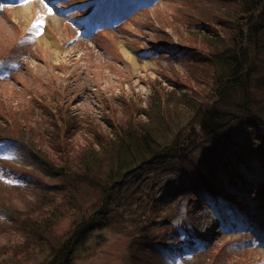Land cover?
<instances>
[{"label": "rangeland", "instance_id": "obj_1", "mask_svg": "<svg viewBox=\"0 0 264 264\" xmlns=\"http://www.w3.org/2000/svg\"><path fill=\"white\" fill-rule=\"evenodd\" d=\"M227 3V0H0V190L10 194L15 186H21L30 194L25 200L30 207L33 205L30 198L37 191L34 183L30 186L14 180L9 176L8 166L31 170L37 181H52L48 169L31 162L28 149L25 151L17 141L19 135L28 133L26 136H32L40 144L36 145L39 150L58 158L52 142L45 139L47 133L50 135V121L56 119L59 123L57 101L71 114L90 116L94 123V127L90 126L86 118L85 125L72 121L78 124L75 129L78 135L73 136L71 145L80 148L99 130L97 119L107 114L106 109L110 113L116 110L121 116H133V106L124 101L125 96L130 102H139L138 107L143 109L155 83L173 87L170 78L179 79L185 85L183 92L194 88L195 82L190 84L189 79L203 86L201 75L200 80H195L198 76L195 72L201 68L195 71L192 67L193 58L201 61L205 52L200 45L191 43L190 33L199 32L193 25L205 22V13L224 11ZM218 15L221 24L211 25H219L226 32L231 30L230 25L222 24L223 16ZM247 18L240 16L237 28L245 27ZM174 45L187 49L188 55L176 56ZM65 121L71 124L63 118ZM180 129H185L184 125ZM176 133L177 130L171 131L169 137L174 139ZM230 134L231 139L239 137L241 141L246 137L239 125ZM251 143L255 145V139ZM205 144L196 140L192 152L187 145L190 153L182 156L187 150L179 148V158L174 164L172 158L165 160L164 172L154 175L156 167H145L151 175L148 183L155 180L156 185L141 191L134 211L122 208L123 216L112 212L109 224L91 232L86 248L74 255L72 264H179L190 253L191 241L196 242L193 249L201 244L211 246L206 256H210L213 264H264V206H261L264 197L259 193L264 192V161L254 155L252 162L241 168L248 183L237 179L232 184L230 192L239 194L233 195L240 204L237 215L229 208L233 206L220 199L217 208H229L224 212L228 221L225 226L213 214L215 202L207 191H201V200L193 194L192 182H200L201 176L213 183L221 179L226 182L228 178L222 148ZM213 150L216 153H210ZM230 161L234 162V158ZM242 191L244 194L240 195ZM18 196L15 194L16 203L23 208L26 202ZM163 219L168 220L163 223ZM148 220L152 224L147 225ZM73 222L72 216H65L56 232L63 234ZM259 226H263L260 231ZM164 239L166 245L162 243ZM41 260L24 264H39Z\"/></svg>", "mask_w": 264, "mask_h": 264}, {"label": "trees", "instance_id": "obj_2", "mask_svg": "<svg viewBox=\"0 0 264 264\" xmlns=\"http://www.w3.org/2000/svg\"><path fill=\"white\" fill-rule=\"evenodd\" d=\"M227 1L229 6L224 11L205 13L206 23L193 25L200 33H190L191 43L200 45L205 52L201 61L193 58L192 67L195 71L201 68L195 72L198 73L195 80H200L201 75L203 86L189 79L190 84L195 82L194 88L191 92H183L185 85L179 83V79L170 78L173 87L155 83L143 109L138 107L139 102H130L125 96L124 101L133 106V116H121L116 110L110 113V109H106L107 114L97 119L99 130L80 148L71 145L73 136L78 135L77 123H88L92 127L94 123L90 116L71 114L57 101L59 123L56 119L49 120L50 135L47 133L45 139L52 142L58 158L46 150H39L36 145L40 144L32 136L33 141L26 136L28 133L25 137L18 136L17 144L25 151L28 149L29 160L48 169V175L53 176L51 182L37 181L31 170L7 167L10 177L30 186L33 182L37 191L30 198L34 205L30 207L25 200L30 194L21 186H15L10 194L0 190V237H5L0 240V264H24L38 258H42L39 264H72L74 255L86 248L91 232L109 224L112 212L123 216L122 208L134 211L132 208L141 198V191L156 185L155 180L148 183L151 175L145 167H156L154 175L164 172L166 159L172 158L174 164L179 158V148L187 150L180 156L187 155L190 153L188 147L198 139L213 145L210 148H222L226 156L223 167L228 178L226 182L221 179L213 183L201 176L200 182H192L193 194L201 200V191L206 190L215 202L213 214L225 226L228 224L224 216L227 209L238 214L240 204L233 195L239 194H232L230 188L237 179L248 183L241 168L252 162L254 155L264 161V93L256 95L264 92V0ZM218 14L223 16L222 24L230 25L231 30L226 32L219 25H211L221 24L216 18ZM242 15L248 17L247 24L239 29L237 21ZM174 46L176 56L188 55L187 49ZM63 118L71 124L64 123ZM183 125L185 129H180ZM236 125L246 133L243 141L239 137L231 139L230 130ZM174 130L177 133L173 139L169 133ZM215 150L210 153H216ZM232 158L234 162L230 161ZM226 188L230 193H226ZM259 193L264 197L262 190ZM15 194L26 202L23 208L16 203ZM243 194L244 191L240 195ZM220 199L233 207L217 208ZM65 216H72L74 222L69 230L58 234L57 226ZM148 224L152 221L148 220ZM262 229L263 226H259L258 231ZM251 235L255 238L253 231ZM145 236L148 235L145 233ZM146 240L154 242L151 238ZM166 242L162 241L164 245ZM193 244L196 242L188 243L190 253L179 264H213L210 256H206L211 246L201 244L193 249Z\"/></svg>", "mask_w": 264, "mask_h": 264}, {"label": "snow or ice", "instance_id": "obj_3", "mask_svg": "<svg viewBox=\"0 0 264 264\" xmlns=\"http://www.w3.org/2000/svg\"><path fill=\"white\" fill-rule=\"evenodd\" d=\"M49 11H51V9H49ZM43 21H37V24H42Z\"/></svg>", "mask_w": 264, "mask_h": 264}, {"label": "bare ground", "instance_id": "obj_4", "mask_svg": "<svg viewBox=\"0 0 264 264\" xmlns=\"http://www.w3.org/2000/svg\"><path fill=\"white\" fill-rule=\"evenodd\" d=\"M24 13L26 14L27 12H26V10H24ZM213 231V230H212Z\"/></svg>", "mask_w": 264, "mask_h": 264}, {"label": "water", "instance_id": "obj_5", "mask_svg": "<svg viewBox=\"0 0 264 264\" xmlns=\"http://www.w3.org/2000/svg\"><path fill=\"white\" fill-rule=\"evenodd\" d=\"M244 19L243 17L241 18V20Z\"/></svg>", "mask_w": 264, "mask_h": 264}]
</instances>
